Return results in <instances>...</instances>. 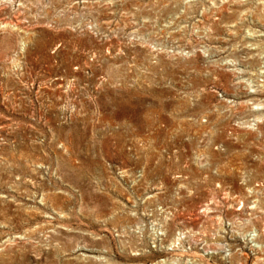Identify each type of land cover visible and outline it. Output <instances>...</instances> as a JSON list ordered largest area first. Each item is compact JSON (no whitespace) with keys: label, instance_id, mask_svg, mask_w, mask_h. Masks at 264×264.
Returning a JSON list of instances; mask_svg holds the SVG:
<instances>
[{"label":"rangeland","instance_id":"rangeland-1","mask_svg":"<svg viewBox=\"0 0 264 264\" xmlns=\"http://www.w3.org/2000/svg\"><path fill=\"white\" fill-rule=\"evenodd\" d=\"M0 264H264V0H0Z\"/></svg>","mask_w":264,"mask_h":264},{"label":"built area","instance_id":"built-area-1","mask_svg":"<svg viewBox=\"0 0 264 264\" xmlns=\"http://www.w3.org/2000/svg\"><path fill=\"white\" fill-rule=\"evenodd\" d=\"M179 217V216H178ZM186 217V215L184 216ZM182 218V217H180ZM171 246L170 247H166L164 248L163 252L167 255L166 256V259L169 258V261H172L174 260L173 262L171 263H174L176 261V257H178V253L179 252H185L189 253L188 250L184 249L183 246L181 245V243L179 242V239L178 238H175V240L170 244ZM169 263V262H168Z\"/></svg>","mask_w":264,"mask_h":264}]
</instances>
